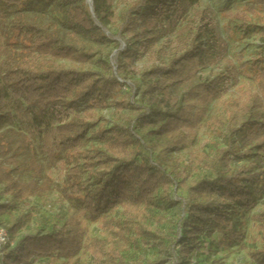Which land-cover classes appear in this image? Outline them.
<instances>
[{
    "label": "trees",
    "instance_id": "obj_1",
    "mask_svg": "<svg viewBox=\"0 0 264 264\" xmlns=\"http://www.w3.org/2000/svg\"><path fill=\"white\" fill-rule=\"evenodd\" d=\"M67 1L77 28L65 38L23 13L8 29L0 28V124L16 126L0 132V199L39 197L53 184L49 177L38 182L35 159L21 162L17 152L9 155L16 147L13 132L20 149L34 145L48 168L64 169L59 191L81 211L49 231L20 235L13 244V226L7 229L0 264L71 259L79 252L92 264H162L161 258L128 260L129 248L141 244L170 257L171 264H183L201 238L216 230L224 246L241 240L234 216L253 208L264 167L236 161L253 149L264 156V60L255 64L256 88L232 97L227 117L215 120L226 147L200 150L195 164H181L173 153L189 150L195 141L204 116L199 104L222 98L240 75L213 9L201 0H92L91 7L86 0ZM249 6L264 11V0ZM258 28L264 38V24ZM97 40L113 43L109 62L96 58ZM142 57L146 64H133ZM218 65L221 72L201 76ZM109 104L131 114L125 124L98 130L101 149L85 148L94 112ZM235 138L245 147L238 153ZM190 167L209 174L191 178ZM23 168L31 170L28 180L14 175ZM158 200L179 208L168 232L151 224ZM118 207L121 215L111 218L104 237L86 234L81 218L96 221ZM256 220L261 247L251 256L264 264V212Z\"/></svg>",
    "mask_w": 264,
    "mask_h": 264
},
{
    "label": "rangeland",
    "instance_id": "obj_2",
    "mask_svg": "<svg viewBox=\"0 0 264 264\" xmlns=\"http://www.w3.org/2000/svg\"><path fill=\"white\" fill-rule=\"evenodd\" d=\"M22 1V3H21ZM253 0H201L203 7H210L215 13V18L221 34L228 41L229 55L236 65L239 66L240 75L238 82L229 88V91L222 98L211 100L206 104H199L204 116L197 129V135L189 150H180L174 152L178 156L181 164L193 165L196 163L195 156L198 151H213L216 148H225L222 140L220 128L215 126V120H223L227 117L229 109V100L236 96L241 90H254L256 88L255 74L256 61L264 60V38L258 34V25L264 24V11L258 7L249 9ZM22 6L24 8H22ZM0 8L4 17H1L0 28L8 29L11 19L17 13L26 14L29 20H36L46 24L50 30L57 31L60 37H67L77 26L72 27L68 17V10L71 4L67 0H0ZM72 25V26H71ZM74 28V29H73ZM82 31V32H81ZM85 32L80 30V34ZM85 32V37L88 33ZM88 40V38L86 39ZM97 48L96 58H101L109 62L107 54L115 51L112 42L97 40L92 43ZM263 56V57H262ZM145 57L133 62L135 65L142 66L146 64ZM70 62H66L70 66ZM98 62L93 63V67L98 66ZM222 71V66H214L204 69L200 72L201 76H212L214 73ZM138 80L137 77H131L127 82ZM198 80V79H197ZM196 80V81H197ZM124 89H127L124 87ZM183 92V91H182ZM83 106V104H81ZM128 110L118 111L115 106L109 104L104 109L94 112L93 125L87 136L90 137L89 143L85 148L101 149L98 130L108 128L114 123L125 124V116L130 115ZM16 129L15 125L7 123L0 124V132L8 129ZM13 136V145H16L9 153L17 152V159L21 162H28L31 158L35 159L41 167L40 173L36 176L39 183L46 178L52 179L51 190L39 197H28L25 200L18 201L9 196H3L0 204H6L7 207L0 209V225L7 229L13 226L11 243L23 234L43 233L52 229L55 225H60L61 221L69 214L79 213L78 203L72 199L62 196L59 186L64 180V169L59 165L48 168L46 166V157L44 154L37 152L34 145L20 149L19 135L11 132ZM234 152L238 153L243 150L244 144L240 138H235ZM1 157V156H0ZM237 164L247 165L250 162L258 163L259 167H264V156L259 155L255 149L248 156L238 159ZM259 167H254L257 171ZM200 168V167H198ZM201 174H209L208 170L190 167V176L197 177ZM22 180H28L31 177V170L23 168L14 172ZM87 175L83 174L86 179ZM261 181L257 184L260 191L254 194V206L243 216L236 215L234 220L237 221L235 227L243 233L241 240L230 246H224L220 242L221 232L214 231L210 236H203L199 248L191 253L189 258L183 264H257L251 256V251H257L261 247L259 239V230L257 228L256 216L264 212V173L261 175ZM2 183H0V188ZM122 208L118 207L106 215V218H100L96 221L81 218V224L86 229V234L94 237H104L108 233L109 221L112 217H119ZM179 214V208L176 203L156 201L153 206L151 224H158L168 232L172 221ZM158 215L162 216V221L157 222ZM14 238V239H12ZM163 259L162 264H171L170 257H163L154 247L141 244L140 247L129 248L127 253L128 260H149ZM27 264H92L91 258L87 254L77 253L71 259L55 257L53 260L40 258Z\"/></svg>",
    "mask_w": 264,
    "mask_h": 264
},
{
    "label": "built area",
    "instance_id": "obj_3",
    "mask_svg": "<svg viewBox=\"0 0 264 264\" xmlns=\"http://www.w3.org/2000/svg\"><path fill=\"white\" fill-rule=\"evenodd\" d=\"M8 241V231L7 228L0 225V250Z\"/></svg>",
    "mask_w": 264,
    "mask_h": 264
},
{
    "label": "water",
    "instance_id": "obj_4",
    "mask_svg": "<svg viewBox=\"0 0 264 264\" xmlns=\"http://www.w3.org/2000/svg\"><path fill=\"white\" fill-rule=\"evenodd\" d=\"M88 5L91 7L92 0H86Z\"/></svg>",
    "mask_w": 264,
    "mask_h": 264
}]
</instances>
